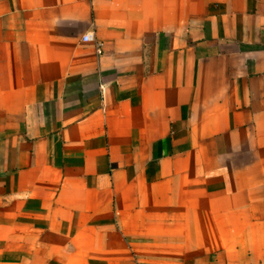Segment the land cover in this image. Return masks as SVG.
I'll return each mask as SVG.
<instances>
[{
    "label": "crops",
    "instance_id": "obj_1",
    "mask_svg": "<svg viewBox=\"0 0 264 264\" xmlns=\"http://www.w3.org/2000/svg\"><path fill=\"white\" fill-rule=\"evenodd\" d=\"M0 264H264V0H0Z\"/></svg>",
    "mask_w": 264,
    "mask_h": 264
},
{
    "label": "built area",
    "instance_id": "obj_2",
    "mask_svg": "<svg viewBox=\"0 0 264 264\" xmlns=\"http://www.w3.org/2000/svg\"><path fill=\"white\" fill-rule=\"evenodd\" d=\"M83 42H94L95 52L97 54H101L103 50V43L100 41H96L92 33H85L82 36Z\"/></svg>",
    "mask_w": 264,
    "mask_h": 264
}]
</instances>
